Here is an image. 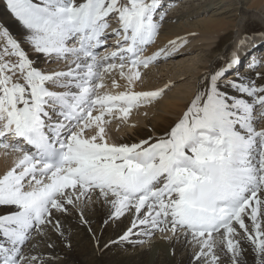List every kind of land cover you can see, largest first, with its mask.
I'll use <instances>...</instances> for the list:
<instances>
[{
	"label": "snow or ice",
	"instance_id": "1",
	"mask_svg": "<svg viewBox=\"0 0 264 264\" xmlns=\"http://www.w3.org/2000/svg\"><path fill=\"white\" fill-rule=\"evenodd\" d=\"M158 7V0H7L34 51L69 67L52 74L34 68L3 32L0 148L21 153L0 178V206L15 209L0 216V241L11 244L0 243L3 264H34L38 257L22 251L32 231L51 222L52 210L66 212V205L92 192L111 198L115 218L134 209L132 229L145 225L190 237L199 246L195 258L205 264H220L221 248L239 264L242 240L264 264V130L257 128L264 121V86L230 81L227 87L240 94L230 97L220 86L226 70L218 71L165 137L108 143L106 117L126 121L141 101L162 94L99 92L104 74L119 69L131 86L141 79V67L160 58V52L143 57L158 31ZM111 16L119 27L108 33ZM109 35L120 37L118 50L99 56L94 49ZM237 63L233 56L228 67ZM132 229L122 239L135 234Z\"/></svg>",
	"mask_w": 264,
	"mask_h": 264
},
{
	"label": "bare ground",
	"instance_id": "2",
	"mask_svg": "<svg viewBox=\"0 0 264 264\" xmlns=\"http://www.w3.org/2000/svg\"><path fill=\"white\" fill-rule=\"evenodd\" d=\"M4 1L0 0V53H2L6 45V41L2 36L3 32L6 31L12 39L19 43L21 49L25 51L28 58L33 62L34 68L47 74L59 71V65L52 66L50 61L53 60L47 63V60L51 59V57L34 51L27 39L30 33L13 16L9 9L2 4ZM229 1L235 7L229 6L226 10H219L213 14L212 19L200 17L199 20L194 22L186 20L178 23H161L158 29L160 43L168 45L173 44L172 42L175 41V46H179L177 42H182L186 47L185 50H190L191 53L197 50L201 51L200 55H197V58L195 56L188 60V65L186 64L187 61L183 59L177 62H170V65L174 68L177 67L174 69V72L172 70L173 73L169 76L171 80L175 82L183 81L191 76L196 68L201 69L200 73H198V78L204 76L205 72L209 69L208 63L211 62L220 38L229 29H237V24L234 22L237 13L229 20L223 19L226 12L229 15L236 12L235 10L238 11L237 3L247 6L248 9H251L250 11H255V14L260 17V20L264 21V0H252L250 4V0H225L223 4L226 2L229 4ZM221 2L211 0L202 3L198 12H201L199 15L206 13H203L205 8H209V11L210 7L212 10L214 8L221 9L218 6ZM188 17V14L182 13L179 18L187 19ZM243 44L244 42L241 45ZM179 48L181 50V46ZM182 54L187 53L184 52ZM208 56L210 57L209 59H207ZM4 59L14 62L17 58L5 56ZM194 60H196V64ZM45 63L55 69L45 72L44 70L48 69L45 68ZM167 68L169 67L165 64L153 68V72L151 71L149 74L151 80H154L157 76L154 69L160 75L165 76L167 73H163L161 70ZM144 70L145 68L142 67L139 69V71ZM124 71L127 74V68ZM113 72H116L120 76V71L115 70ZM213 73V71H210L207 75L206 79L208 80V84ZM231 77L229 76V78ZM258 77L261 76H255V73H241L233 81L245 80V85H247ZM113 81H115L118 87L112 86ZM113 81L109 82L107 77H104L103 82L107 88L105 89L106 91H100V93L116 95L129 90L137 93L140 92L136 81L131 86L121 76L118 81ZM227 84L228 82H222L220 84L221 90L224 93L230 97L240 95L233 88L227 87ZM162 87H165V85ZM180 93L185 95L183 92ZM181 99H183L181 94L172 91L170 95L168 94L159 102L158 109L160 112H154L152 116L146 115L136 124L131 119V122L127 123L128 127L126 128L124 126L123 128L126 129L118 132L120 137H122V143L131 145L146 140L143 138L151 136L152 134L169 133L171 124L180 116L184 109H187L188 104H190V100L185 104H180ZM93 114L97 115L98 112H94ZM145 126H149L148 131L145 129ZM106 138L108 143L111 144L107 135ZM139 138L143 140H137ZM20 155L21 153L0 148V178L14 166L16 159ZM261 198L264 199V196ZM110 200L111 198L109 202H106L99 196L98 192H95L91 193L90 199H81L73 205H66V212L52 210L51 222L46 223L44 228L40 230L39 242L29 248V252L36 250L35 254L38 257L37 261L39 264H205L204 260L198 261L195 258L199 254V246L192 243L190 237L185 238L181 232H178L175 236L170 231L163 232L168 236H162L150 245L145 246L146 248H135V242L141 240L144 234L148 236V234L156 230L145 225H140L132 229L133 221L137 220V214L134 209L126 211L119 218H115L114 209L111 207ZM9 211L12 213L15 209L10 207ZM143 214V212L140 214L141 217ZM246 223L250 226V221L246 220ZM129 229H132L135 234L129 236L127 240L122 239L129 232ZM34 232L35 230L32 231L29 240L26 242V248L30 245ZM160 233L162 234V232ZM94 243L97 245L96 249ZM241 248L242 254L238 258L239 264H259V257L254 253L252 246L246 240L241 241ZM218 254L223 264H231V254L226 253V249L221 248ZM25 255H31V253ZM61 256L66 257H64V260L57 261Z\"/></svg>",
	"mask_w": 264,
	"mask_h": 264
},
{
	"label": "rangeland",
	"instance_id": "3",
	"mask_svg": "<svg viewBox=\"0 0 264 264\" xmlns=\"http://www.w3.org/2000/svg\"><path fill=\"white\" fill-rule=\"evenodd\" d=\"M193 1H195V0H193ZM203 0H198V1H196V2H192L191 4H189V3H186L183 7H182V10H187V9H189V8H191V7H196V6H198V5H200V3L202 2ZM215 1H222L221 2V4L219 5L218 4V6H220L221 7V9H218V8H214V9H216L215 11L216 12H218L219 10H226V8H228L229 6H233V7H235V5H233V4H230L231 3V1H229V4H228V2H226L225 4H223L224 3V1L225 0H215ZM251 1L252 0H250L249 1V4L251 3ZM204 3V2H203ZM223 4V5H222ZM227 4V5H226ZM238 4H240V3H237V5ZM201 8V6L200 7H198L197 8V10H196V12L197 11H199V9ZM241 10H242V13L240 14V16H239V18H236V15H235V19L236 20H240V21H242L243 19H245L244 21H242L241 23H240V25L238 26V28L242 31V30H245L247 33H249V34H251L252 32H254V31H256V30H258V28L259 29H262V31H264V21H262V20H260V17H258V15L257 14H255L256 12L255 11H250L251 9H248V7L247 6H245V5H243V4H241ZM246 10H248V12H246ZM173 12H174V14L175 13H180L181 12V9H178V10H173ZM211 12V11H210ZM189 13H191V11H188V12H186V13H184V14H188L189 15ZM209 13V12H208ZM236 12H233V13H231V14H229L228 15V12H226L225 13V16H224V18L223 19H225V20H229V19H231V18H233L234 17V14H235ZM238 14V13H237ZM242 14L244 15L243 17H242ZM190 16H193V15H190ZM213 14H207V15H204L203 17H201V18H206V19H212L213 18ZM173 19V20H172ZM171 19V21L173 22H175V19L174 18H172ZM200 19V17H192V18H190V19H186V20H188L189 22H194V21H196V20H199ZM258 19V20H257ZM235 22V21H234ZM236 23V22H235ZM244 23V24H243ZM229 30H231V29H229ZM228 30V31H229ZM227 31V32H228ZM227 32H225V34H227ZM235 32H238V30L236 29L235 30ZM224 34V35H225ZM237 33H236V37H237ZM232 36H233V34H232ZM231 36V37H232ZM234 36H235V34H234ZM231 37H229V39L231 38ZM228 39V40H229ZM227 40V41H228ZM227 41H226V44L224 43V44H222L221 45V47H220V49L218 50V46H217V48L215 49V52L218 50V52L215 54L214 53V55H213V57L215 56V57H222V56H226V55H228L229 54V49H230V45L232 44V41L231 42H229V43H227ZM180 46H181V49L182 50H185V46L183 45V43L182 42H177ZM218 45H219V43H218ZM229 48V49H228ZM189 53H187V54H184V55H182V58L181 59H183L184 61H187V65H188V60H190V59H192V58H194L195 56V58H197L199 55H200V52L197 50V51H195V52H190V55H188ZM198 55V56H197ZM187 57V58H186ZM190 57V58H189ZM212 57V58H213ZM186 58V59H185ZM210 57L208 56V58L207 59H209ZM181 59H177V60H174L173 62H177V61H179V60H181ZM194 63L196 64V60H194ZM213 63H214V61H213V59L211 60V62H209L208 63V65H209V69L213 66ZM166 64H168V65H166ZM165 65L166 66H169V68H167L169 71H171L172 72V70H173V72L175 71L174 69H176L177 67H173L172 65H170V62H168V63H166ZM159 67V66H158ZM180 67V66H179ZM171 68V69H170ZM153 69V68H152ZM195 71H193L194 73L191 75V76H189L188 78H186V79H184L183 81L182 80H180V81H176V82H174V83H171V87L167 90V94H166V96L169 94L170 95V92L171 91H174V93L175 92H177V94H181L182 96H183V99H181V103L180 104H185L187 101L189 102V100H190V97H191V95H188V93H190V92H193V88H194V84L195 85H197V82L196 83H194L195 81H196V79H198V72H199V68L197 69H194ZM212 72V70H207L206 72H205V74H204V76L203 77H200V80H207L206 78H207V75H208V73L209 72ZM151 72V71H150ZM152 72H153V70H152ZM163 72L165 73L166 72V70H163ZM192 82L194 83V84H192ZM207 83H208V80H207ZM178 84H179V86H178ZM187 88V90L186 91H189L188 93H186V91H182L181 89H186ZM198 87H196V89H197ZM190 90H192V91H190ZM140 92H145L144 90H140ZM180 92H183L185 95H183L182 93H180ZM166 96H164L161 100H163ZM160 100V101H161ZM160 101H158V102H156V103H159ZM189 105V104H188ZM161 112H162V110H161ZM111 125H115V124H113V123H111ZM94 247H95V249H96V247H97V245H95V243H94ZM104 253H108V252H104ZM64 257H66V256H64ZM64 257H63V260H64Z\"/></svg>",
	"mask_w": 264,
	"mask_h": 264
}]
</instances>
